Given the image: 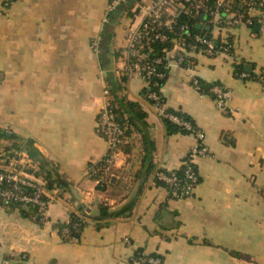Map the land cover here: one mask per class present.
<instances>
[{
    "label": "crops",
    "instance_id": "crops-1",
    "mask_svg": "<svg viewBox=\"0 0 264 264\" xmlns=\"http://www.w3.org/2000/svg\"><path fill=\"white\" fill-rule=\"evenodd\" d=\"M153 3L0 0V162L21 151L52 196L45 215L0 208V264H139L143 256L160 264H264V85L257 80L264 27L224 29L214 19L211 27L204 17L200 26L216 44L229 42L231 54L198 55L189 69L171 60L165 107L190 117L207 149L195 159L198 187L175 198L154 174L180 170L197 139L168 133L126 61L130 36ZM172 9L170 19L177 4ZM193 79L229 91L228 112ZM106 88L137 104L145 127L133 126L101 175L90 167L108 150L96 133ZM101 205L119 215L98 220ZM73 219L85 226L69 241L62 227Z\"/></svg>",
    "mask_w": 264,
    "mask_h": 264
},
{
    "label": "built area",
    "instance_id": "built-area-1",
    "mask_svg": "<svg viewBox=\"0 0 264 264\" xmlns=\"http://www.w3.org/2000/svg\"><path fill=\"white\" fill-rule=\"evenodd\" d=\"M126 0H112V8L124 3ZM210 0H154L145 19L130 36V45L126 51V61L128 70L136 72L145 81L147 89L158 88L150 91L146 98L147 101L156 109L163 119H168L173 124L183 127L191 134L195 135L197 142L191 148L182 163L183 176L179 177L175 171L166 173L156 171L154 178L156 181L164 183L171 195L175 198L190 197L199 185V176L195 167V159L205 157L207 149L204 146L203 133L189 122L168 112L165 107L164 98L161 94L160 80L167 78V72L171 66V60L176 65L189 69L198 55H205L209 58L217 55L231 54L232 46L229 42L223 41L219 47L212 38L202 35L191 36L187 32V27L182 26L181 35L172 39L170 34L176 25V18L180 14L196 17L198 15H209L214 20H218L222 28L250 27L253 24L264 27V0H216L213 6H209ZM235 2L244 6L246 13H231L229 6ZM178 7L177 16L167 20L165 15L176 6ZM224 10L225 18L220 16V11ZM185 35V37H183ZM187 39H191L188 43ZM173 43L169 51H164L163 57L150 58L152 51L150 44L153 42ZM99 42L94 43L98 50ZM173 54L172 59L169 55ZM237 76L245 78V74L237 73ZM257 80L264 85V73L257 76ZM192 87L199 93L206 94L197 79L192 80ZM215 100L216 106L222 112H228L231 93L219 86H213L208 92ZM105 104L97 117L96 133L105 140L107 153L98 163L90 167V172L105 175L109 172L118 160L122 147L128 144L131 126L119 121L113 104V96L109 88L104 90ZM34 166L31 160L21 151H15L11 157H6L0 162V208L12 206L26 207L36 211L40 215H45L52 196L47 191L46 184L38 180L33 175ZM78 224L73 225L77 229ZM62 236L69 241H75L68 228L62 229ZM126 243H130L126 239ZM160 259L156 257L143 256L139 264H160Z\"/></svg>",
    "mask_w": 264,
    "mask_h": 264
},
{
    "label": "trees",
    "instance_id": "trees-1",
    "mask_svg": "<svg viewBox=\"0 0 264 264\" xmlns=\"http://www.w3.org/2000/svg\"><path fill=\"white\" fill-rule=\"evenodd\" d=\"M6 1H12V0H6ZM216 2V0H210L208 5L211 7L214 5V3ZM229 10L231 13L235 14V13H246L247 10L244 6H241L239 3L235 2L234 4H231L229 6ZM225 11L221 10L220 11V16L222 18H225ZM207 22L206 24L210 25L212 27L211 21H212V17L209 15H203ZM202 15H198L196 17H192L189 15H185V14H180L177 18H176V25L175 28L173 29V32L170 34V37L172 39L174 38H178L179 35H181L182 30L180 29L182 26H186L187 32L191 35H202L205 37H211V32L207 31L206 28H201L199 29L198 27L200 26L201 22L203 21V19H201ZM251 27H255L256 28V23L253 24ZM185 37V35L183 36ZM187 42L190 43L191 39H187ZM219 47V43L217 44ZM173 47V43L171 41L168 42H164V43H160V42H153L150 44V48H151V52L149 53V57L150 58H157V57H163L165 55L164 51H169L171 50V48ZM160 87L162 88L163 84L165 83V79L164 80H160L158 81ZM201 84V83H200ZM203 91L206 94H209V89L211 88V86H207L204 84H201ZM113 91H111L112 96H113V104L114 106H116L115 111L116 113H118L119 115V121L122 123L125 121V117L127 118V123L131 126L132 130L134 129V125H138L141 124L142 126L145 127L144 125V119H145V114L142 112L141 108L132 102H128L123 98L118 97V94L115 92L114 89H112ZM154 90H158V88H151V89H146L145 90V95L147 96V94L150 91H154ZM169 113L176 115L180 118H182L183 120L189 122L191 125L195 126L194 121L188 117L187 115H185L184 113L180 112V111H174V110H168ZM164 124L167 128L168 133L173 134V133H182V134H189L190 132L187 131L186 129H184L183 127H179L175 124H173L172 122H170L168 119H163ZM143 140H144V144L146 145V154H147V159L150 158L151 155V149H152V144L151 141L147 135V133H145L143 135ZM176 174L179 177L183 176V169L181 168L180 170L175 171ZM166 173H170V172H166ZM156 183L158 185L164 186V183L156 181ZM15 207V206H12ZM130 210V208H129ZM119 214H114V213H110L109 208L105 205H101V207L99 208V216H98V220H103L106 218H111L114 216H117ZM77 223L78 227L77 229H73V225ZM85 226V223H83V221H81L80 219H73L71 220L68 224H66L65 226L62 227V229L64 228H68L71 231V236L72 237H79L83 227ZM143 257H140L139 259H142Z\"/></svg>",
    "mask_w": 264,
    "mask_h": 264
},
{
    "label": "rangeland",
    "instance_id": "rangeland-1",
    "mask_svg": "<svg viewBox=\"0 0 264 264\" xmlns=\"http://www.w3.org/2000/svg\"><path fill=\"white\" fill-rule=\"evenodd\" d=\"M171 10H175V9H171ZM171 10H170V11H171ZM170 11H169V13H170ZM176 13H178V11H175V13H173V14L171 13V17H172L171 19H173V17L176 15ZM165 17L167 18V20H171V19L168 17V15H165Z\"/></svg>",
    "mask_w": 264,
    "mask_h": 264
},
{
    "label": "water",
    "instance_id": "water-1",
    "mask_svg": "<svg viewBox=\"0 0 264 264\" xmlns=\"http://www.w3.org/2000/svg\"><path fill=\"white\" fill-rule=\"evenodd\" d=\"M203 18H204V16L201 17V19H203ZM198 28L201 29V28H205V27L199 26ZM259 28H260V25H256V29L255 30H258Z\"/></svg>",
    "mask_w": 264,
    "mask_h": 264
}]
</instances>
